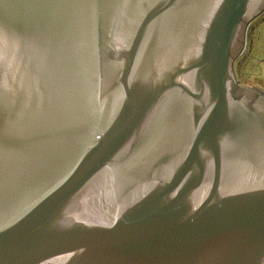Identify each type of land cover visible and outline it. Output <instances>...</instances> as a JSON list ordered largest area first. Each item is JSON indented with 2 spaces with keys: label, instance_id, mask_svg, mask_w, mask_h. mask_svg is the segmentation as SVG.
<instances>
[{
  "label": "water",
  "instance_id": "obj_1",
  "mask_svg": "<svg viewBox=\"0 0 264 264\" xmlns=\"http://www.w3.org/2000/svg\"><path fill=\"white\" fill-rule=\"evenodd\" d=\"M264 0H0V264H264Z\"/></svg>",
  "mask_w": 264,
  "mask_h": 264
},
{
  "label": "rangeland",
  "instance_id": "obj_2",
  "mask_svg": "<svg viewBox=\"0 0 264 264\" xmlns=\"http://www.w3.org/2000/svg\"><path fill=\"white\" fill-rule=\"evenodd\" d=\"M235 67L241 83L264 91V12L252 21L245 51Z\"/></svg>",
  "mask_w": 264,
  "mask_h": 264
},
{
  "label": "flooded vegetation",
  "instance_id": "obj_3",
  "mask_svg": "<svg viewBox=\"0 0 264 264\" xmlns=\"http://www.w3.org/2000/svg\"><path fill=\"white\" fill-rule=\"evenodd\" d=\"M241 55H242V54H241ZM241 55H240V56H241ZM237 59H238V58H237ZM237 59H236V61H237ZM236 61H235V66H236ZM235 68H236V67H235ZM246 85H247V84H246ZM260 90H261V89H260Z\"/></svg>",
  "mask_w": 264,
  "mask_h": 264
}]
</instances>
